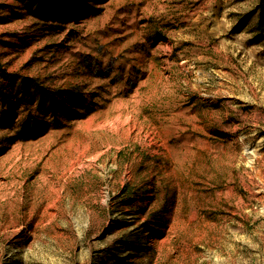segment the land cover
I'll list each match as a JSON object with an SVG mask.
<instances>
[{
	"label": "rangeland",
	"instance_id": "374dc122",
	"mask_svg": "<svg viewBox=\"0 0 264 264\" xmlns=\"http://www.w3.org/2000/svg\"><path fill=\"white\" fill-rule=\"evenodd\" d=\"M0 264H264V0H0Z\"/></svg>",
	"mask_w": 264,
	"mask_h": 264
}]
</instances>
